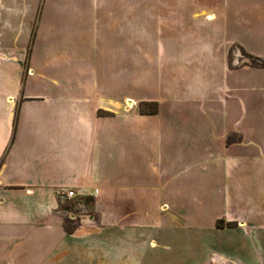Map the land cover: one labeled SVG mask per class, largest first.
Returning <instances> with one entry per match:
<instances>
[{"label":"crops","instance_id":"1","mask_svg":"<svg viewBox=\"0 0 264 264\" xmlns=\"http://www.w3.org/2000/svg\"><path fill=\"white\" fill-rule=\"evenodd\" d=\"M229 3L153 2L144 27L79 21L67 26L73 36L59 40L55 32L46 44L40 28L32 71L12 92L2 86L0 264H264V135L229 113L248 86L240 80L234 91L223 51L232 41ZM8 6L0 0L1 11ZM187 14L205 31L198 24L189 32ZM123 28L131 30L124 44ZM139 28L147 31L142 43ZM154 28L172 35L154 37ZM252 86L264 92V84ZM13 96L17 102H9ZM155 100L157 113L140 111L141 102ZM251 168L263 183H245ZM195 184H210L211 194L222 186L226 209L203 213ZM60 186L99 189L88 195L95 196L93 222L77 220L67 231ZM219 219L234 224L219 227Z\"/></svg>","mask_w":264,"mask_h":264},{"label":"rangeland","instance_id":"2","mask_svg":"<svg viewBox=\"0 0 264 264\" xmlns=\"http://www.w3.org/2000/svg\"><path fill=\"white\" fill-rule=\"evenodd\" d=\"M9 6L6 9L0 10V134L1 124L5 119V111L3 110L4 100H6V92H3L2 86L5 81L6 87H9L12 92L18 86L19 78L24 80V74L30 73L32 70L29 68V59L33 52L34 43L38 38L40 28L44 27V34L40 35L42 43H50L51 37L54 39L53 34L58 33L59 40L66 37H71V33H68L67 26L70 24L82 21V22H98V21H113L114 19H121L122 22L136 21L139 22L141 27L145 26L146 5L161 4L162 0H8ZM221 6L224 7L223 1L220 0ZM229 6L224 8L225 10L228 30L226 36L232 37V41L223 45V51L228 53V66L233 69L234 72V91L237 92V84L240 80L244 81L242 84L246 86L242 97L244 103L233 100L230 105V115L242 116L244 119L243 125H251L254 127V134L261 137L264 135V92L257 88L252 89V83L264 84V76H256L255 73L264 72V4L259 6L261 0H229ZM131 5L137 6V10L131 12ZM134 10V9H133ZM137 11V13H136ZM208 18L213 19L215 16L210 14ZM186 25L190 30L199 24V20L193 18L191 14H187ZM219 21H216L217 24ZM42 24V25H41ZM45 24V25H43ZM56 28L50 29L51 25ZM200 25V29L205 31L203 25ZM124 26V25H123ZM47 28V29H45ZM42 30V29H41ZM130 29L123 28V44L124 41L129 42ZM154 31L156 29L154 28ZM145 28L138 29L139 43L144 42V36H146ZM55 33V35H56ZM172 33H168L164 30V34L155 32L154 37L170 36ZM188 38V37H186ZM234 39V40H233ZM55 40V39H54ZM129 44V43H126ZM244 44V45H243ZM129 46V45H127ZM42 53V50L39 51ZM39 53V54H40ZM9 65L10 79H3V73L5 66ZM4 67V68H3ZM14 101L17 99L13 96ZM232 101V100H229ZM10 102V101H9ZM149 102V101H144ZM151 102V101H150ZM154 102V101H152ZM159 104V101H156ZM154 107V106H153ZM18 108L14 111L12 126L15 128L16 119L18 116ZM159 111V110H158ZM236 126L235 128H237ZM252 127L248 128V133L252 131ZM243 133L234 135V141L241 138ZM249 136V135H248ZM252 136V134H251ZM254 136V135H253ZM248 141L251 145L256 147L257 140L255 137L249 138ZM264 144V141H262ZM245 148L243 150H252ZM204 166L201 169L202 181L205 182L208 177L206 176ZM256 171V170H255ZM255 171L251 168L247 177L245 176V183L248 184H261L263 182ZM247 173V172H246ZM217 183L221 184L224 179L222 173H218ZM237 180V179H236ZM198 188V197L202 199L203 205L202 212H208L212 210L223 211L226 209L225 196L222 191V186L218 190V194H211L210 184H195ZM192 187V186H191ZM191 193V192H190ZM95 198V196H93ZM93 198V199H94ZM205 200V201H204ZM61 210L63 214L67 216L66 225L71 227L76 226L78 221L93 222L95 220V211L93 209V201L88 204L90 218H80L71 216L68 211L73 209V200H60ZM186 208L191 212H198L200 206H195L192 202L186 203ZM246 206V203L243 204ZM242 208V207H241ZM72 218H70V217ZM78 220V221H77ZM76 221V222H75ZM223 226L228 223L223 219L221 222ZM190 239V240H188ZM206 238H202L204 241ZM208 239V238H207ZM197 238H187V242H193ZM210 250V247H208ZM208 250V251H209ZM207 251V252H208ZM213 252L204 254V257L210 261V255ZM214 262V260L212 259Z\"/></svg>","mask_w":264,"mask_h":264},{"label":"built area","instance_id":"3","mask_svg":"<svg viewBox=\"0 0 264 264\" xmlns=\"http://www.w3.org/2000/svg\"><path fill=\"white\" fill-rule=\"evenodd\" d=\"M98 193L99 189H95L93 194H88L86 190H77L68 186H60L57 188V196L60 200H73V209L72 211H68L73 218H90V212L85 198L88 195H97Z\"/></svg>","mask_w":264,"mask_h":264},{"label":"trees","instance_id":"4","mask_svg":"<svg viewBox=\"0 0 264 264\" xmlns=\"http://www.w3.org/2000/svg\"><path fill=\"white\" fill-rule=\"evenodd\" d=\"M154 106V107H153ZM158 110H159V104H158V102H141V104H140V111L142 112V113H157L158 112ZM94 199H93V197H91V196H87L86 198H85V202L87 203V204H89L90 202H92ZM221 222H223V219H219L218 220V226L219 227H223V225L221 224ZM234 223H232V222H229L228 223V225L229 226H232ZM66 229H67V231H69V232H72L73 231V227H71V226H69V225H66Z\"/></svg>","mask_w":264,"mask_h":264},{"label":"bare ground","instance_id":"5","mask_svg":"<svg viewBox=\"0 0 264 264\" xmlns=\"http://www.w3.org/2000/svg\"><path fill=\"white\" fill-rule=\"evenodd\" d=\"M12 98L10 97L9 101H11ZM132 102H128V105L131 106Z\"/></svg>","mask_w":264,"mask_h":264}]
</instances>
